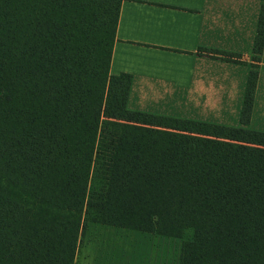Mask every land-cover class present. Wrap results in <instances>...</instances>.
Segmentation results:
<instances>
[{
	"label": "trees",
	"instance_id": "trees-1",
	"mask_svg": "<svg viewBox=\"0 0 264 264\" xmlns=\"http://www.w3.org/2000/svg\"><path fill=\"white\" fill-rule=\"evenodd\" d=\"M121 2L0 0V264H74L89 224L192 230L177 264H264L257 71L241 127L128 110L131 76L109 73Z\"/></svg>",
	"mask_w": 264,
	"mask_h": 264
},
{
	"label": "crops",
	"instance_id": "crops-1",
	"mask_svg": "<svg viewBox=\"0 0 264 264\" xmlns=\"http://www.w3.org/2000/svg\"><path fill=\"white\" fill-rule=\"evenodd\" d=\"M261 4L258 0H122L109 73L131 76L126 108L225 126L228 120L223 115H240L247 76L256 70L253 106L245 127L251 129L254 122L264 125V45L260 55L253 51ZM203 51L235 58L223 60ZM241 126L239 121L230 127ZM110 229L89 224L78 241L74 264L82 244L81 255L88 264H132L134 254L130 252L128 258L127 251L136 243L128 249L127 241L115 242L117 235L105 234ZM135 233L139 244L145 235L155 236ZM85 236L88 239L81 243ZM140 263L141 258L136 261Z\"/></svg>",
	"mask_w": 264,
	"mask_h": 264
},
{
	"label": "rangeland",
	"instance_id": "rangeland-1",
	"mask_svg": "<svg viewBox=\"0 0 264 264\" xmlns=\"http://www.w3.org/2000/svg\"><path fill=\"white\" fill-rule=\"evenodd\" d=\"M235 114L237 113H233L232 115H223L224 117H227L226 120H228L227 123H224L225 126H232V124H236V125L239 124L240 115L237 116ZM236 116L237 118H235ZM255 124H258L257 125L258 127H256ZM248 130L262 132V130H264V125H261L260 122L258 123L254 122L253 127L251 129L248 128ZM108 228H111L114 232H112V230L110 229L107 232H105V234H109V238H112V237L114 238L117 235L118 238L113 239L115 242L121 243V241H127L128 249H130V246H129L130 243L131 244L136 243L131 250L127 251L128 258H129L130 252L134 254L135 259L132 264H136V261L139 262L140 258H141L140 264H177L178 256H179V252H180L182 244L184 242L190 241L193 237L192 230H186L180 239H170V238H163V237H158V236L150 237V236L145 235L144 237H146V240L142 241L139 244L137 242L140 241V238H137L134 236V235H138V233H135L132 231L116 230V228H113V227H108ZM87 239L88 238L85 236L81 243H83ZM83 245L84 244H82L80 248V252L78 255V259H77V264H88L84 259V255H81L84 253ZM138 248L142 250L140 254L139 252L138 253L135 252Z\"/></svg>",
	"mask_w": 264,
	"mask_h": 264
}]
</instances>
